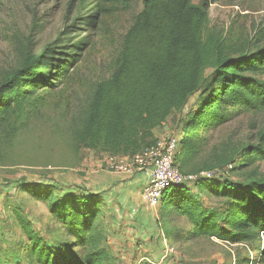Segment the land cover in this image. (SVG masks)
<instances>
[{"label":"trees","instance_id":"trees-1","mask_svg":"<svg viewBox=\"0 0 264 264\" xmlns=\"http://www.w3.org/2000/svg\"><path fill=\"white\" fill-rule=\"evenodd\" d=\"M217 1L143 0L110 76L94 86L81 112L75 138L80 148L113 156L133 155L155 143V131L170 116L182 115L198 96L195 107L178 123L175 152L179 171L198 177L163 191L153 237L163 231L167 239L207 237L244 243L248 253L246 257L238 253L235 264H252L251 253L258 254L255 264H264V175L256 169L241 171L264 161V128L256 143H247L230 155L218 154L215 147L207 150L212 128L235 115L264 109V46L249 51L226 45L223 35L209 27L210 6ZM127 3L73 0L72 15L68 14L53 41L38 53L31 40L19 45L18 64L0 83V132L16 134L54 90L69 83L72 70L92 46L90 32L111 11L110 5L128 8ZM74 7H78L75 16ZM81 21L87 26L85 31H81ZM237 156L241 157L238 167L230 171H241L240 179L200 175L224 169ZM15 187L46 201L51 219L63 231L60 237L47 239L28 219L19 217L29 264H107L110 249L101 218L103 206L110 207L108 191L48 180L17 181ZM205 198H213V204L207 205ZM177 218L185 220L190 229L176 232L169 222ZM0 264H13L1 249Z\"/></svg>","mask_w":264,"mask_h":264},{"label":"rangeland","instance_id":"rangeland-1","mask_svg":"<svg viewBox=\"0 0 264 264\" xmlns=\"http://www.w3.org/2000/svg\"><path fill=\"white\" fill-rule=\"evenodd\" d=\"M72 1L0 0V83L17 66L21 43L31 40L38 53L58 36ZM127 5L128 8L109 6L111 11L102 16L97 28L90 32L92 46L72 70L69 83L60 85L63 88L58 92L54 90L46 104L27 118L16 134L11 135L7 130L0 132V249L13 264H29L23 251L26 237L19 217L28 219L47 239L53 235L60 237L63 233L60 224L51 219L47 202L17 189V181L48 180L87 188L101 169L113 171L108 164L110 157L78 146L75 130L81 124V112L94 86L110 76L123 37L134 16L142 10L143 0H128ZM77 8H72L74 16ZM83 13L86 15V11ZM209 14V27L223 35L226 45L249 51L264 46V0H218L211 4ZM80 23L81 31H85L87 26L82 21ZM86 34L88 32L83 35ZM210 73L209 69L206 75ZM197 99L198 96L192 99L182 115L168 118L158 129V139L178 136L179 121L195 107ZM262 128L264 109L235 115L209 131L207 150L215 147L218 154L230 155L247 143H256ZM99 160L101 163L97 165ZM235 160L220 174L237 180L241 171L256 169L264 175V161L260 160L241 171L231 172L230 169L238 167L241 157L237 156ZM135 199L134 206L127 205L125 215L120 219L112 216L108 206H103L101 223L110 249L107 264H235L238 253L246 257L249 248L244 243L230 244L207 237L190 241L175 237L167 239L163 231L154 238L153 225L146 227L140 218L142 213L153 215V208H147L141 197ZM205 201L211 205L214 199L205 198ZM169 223H173L176 232L190 229L180 218ZM257 259V253L250 254L252 264Z\"/></svg>","mask_w":264,"mask_h":264},{"label":"built area","instance_id":"built-area-1","mask_svg":"<svg viewBox=\"0 0 264 264\" xmlns=\"http://www.w3.org/2000/svg\"><path fill=\"white\" fill-rule=\"evenodd\" d=\"M178 136L158 139L133 155L108 156L109 167L115 172L133 174L136 171L149 173V181L143 191L144 200L154 209L161 203L163 191L173 184L194 181L197 174H183L175 164ZM221 173L220 169L203 171L201 176L211 178Z\"/></svg>","mask_w":264,"mask_h":264},{"label":"crops","instance_id":"crops-1","mask_svg":"<svg viewBox=\"0 0 264 264\" xmlns=\"http://www.w3.org/2000/svg\"><path fill=\"white\" fill-rule=\"evenodd\" d=\"M164 125L165 123L163 124V126ZM155 135L156 137L160 136L158 129L155 131ZM103 154L104 157L111 156V154L109 153ZM96 162L97 165H99V162L101 163L100 160ZM149 178V173L146 171H136L133 174H127L101 169L94 176L92 185H89L87 188H90L94 191H108L107 193L109 195L108 197L110 201V207L108 206V208L111 209L110 212L114 215V217L120 219L121 216L125 215L127 205L133 207L136 200L135 198L138 197H141L143 204L147 208L151 209V207L144 200L143 196V191L145 186L148 184ZM156 210L157 209L153 208V215H150L149 213H142V217H140L143 224H146V227H152L153 225V233L157 230ZM134 211L140 214L137 209H135Z\"/></svg>","mask_w":264,"mask_h":264}]
</instances>
